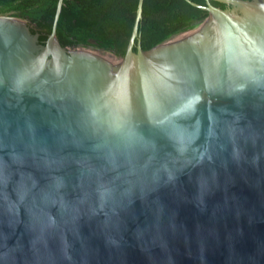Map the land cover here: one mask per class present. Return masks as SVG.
I'll list each match as a JSON object with an SVG mask.
<instances>
[{"label":"water","instance_id":"water-1","mask_svg":"<svg viewBox=\"0 0 264 264\" xmlns=\"http://www.w3.org/2000/svg\"><path fill=\"white\" fill-rule=\"evenodd\" d=\"M184 1L122 58L0 16V264H264V0Z\"/></svg>","mask_w":264,"mask_h":264},{"label":"trees","instance_id":"trees-1","mask_svg":"<svg viewBox=\"0 0 264 264\" xmlns=\"http://www.w3.org/2000/svg\"><path fill=\"white\" fill-rule=\"evenodd\" d=\"M204 5L203 0H191ZM248 1V0H247ZM58 0H0V16L27 22L44 44L51 34ZM138 0H64L56 25V39L63 48H88L89 41L116 57H123L131 37ZM225 10L226 5L212 2ZM208 13L184 0H144L139 25L144 52L182 34L193 32ZM135 51V48H134Z\"/></svg>","mask_w":264,"mask_h":264},{"label":"flooded vegetation","instance_id":"flooded-vegetation-1","mask_svg":"<svg viewBox=\"0 0 264 264\" xmlns=\"http://www.w3.org/2000/svg\"><path fill=\"white\" fill-rule=\"evenodd\" d=\"M88 49H92V50H95V51H98V52H99V50H100V51H102L101 53H103V54L108 53L109 56L114 55L113 53H109V52H106V51H104V50H102V49H99V48L97 47V45H95V46H90V45H89ZM86 50H87V49H86ZM114 56H115V55H114ZM115 57H116V56H115ZM116 58H122V57H116Z\"/></svg>","mask_w":264,"mask_h":264},{"label":"rangeland","instance_id":"rangeland-1","mask_svg":"<svg viewBox=\"0 0 264 264\" xmlns=\"http://www.w3.org/2000/svg\"><path fill=\"white\" fill-rule=\"evenodd\" d=\"M108 54V53H107ZM109 55V54H108ZM111 58V57H110ZM111 60H112V62H113V64H114V66L117 64V62L116 61H114L112 58H111Z\"/></svg>","mask_w":264,"mask_h":264}]
</instances>
